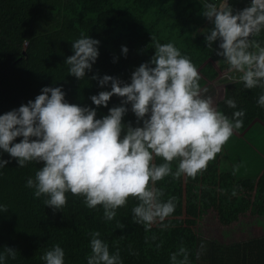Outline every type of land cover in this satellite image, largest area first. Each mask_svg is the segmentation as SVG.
<instances>
[{
    "label": "trees",
    "instance_id": "trees-1",
    "mask_svg": "<svg viewBox=\"0 0 264 264\" xmlns=\"http://www.w3.org/2000/svg\"><path fill=\"white\" fill-rule=\"evenodd\" d=\"M229 3L235 13L248 7L250 0ZM203 10L200 0H0V114L34 101L46 86L61 87L70 104L94 108L90 97L110 91V86L100 88L98 79L92 77L108 75L130 82L135 69L155 54L156 41L172 42L190 58L198 69L200 86L223 73L235 75L227 72L228 65L216 55L218 42L207 48L203 32L213 25L203 17ZM82 34L100 42L99 55L92 70L78 80L69 75L65 61L74 54L72 42ZM253 39L264 45V32ZM122 46L128 49L126 56ZM262 91L245 89L238 80L227 81L216 107L229 117L243 109V126L235 130L242 133L255 119L264 123V108L257 104ZM227 98L235 99L237 109L227 107ZM121 99L113 96L107 107L96 108V118L119 106ZM127 107L122 123L135 127L136 118ZM219 154L195 178L182 174L156 182L164 193L162 200L174 197L176 207L164 222L167 227L158 222L146 230L133 222L131 210L137 201L132 197L117 209L112 221L104 219L101 206L90 209L83 197L71 193L66 194L67 204L54 212L44 205L45 197L35 198L34 190L26 187L27 179L34 178L43 165L32 162L21 168L7 153H0V159L10 161L0 170V204L8 207L0 213V250L17 251L8 264H44L41 256L59 244L65 251V264H86L91 254L90 233L98 231L110 253L119 251L123 264H170L171 254L181 246L187 249L190 264H264V236L220 242L199 232L198 222L208 211H217L220 224L229 226L249 209L248 192L239 196L235 190L232 195L227 173L220 176L223 192L218 195ZM154 162L163 161L156 158ZM176 166L174 161L173 171ZM249 184L251 189L253 182ZM256 189L264 218V176Z\"/></svg>",
    "mask_w": 264,
    "mask_h": 264
},
{
    "label": "clouds",
    "instance_id": "clouds-1",
    "mask_svg": "<svg viewBox=\"0 0 264 264\" xmlns=\"http://www.w3.org/2000/svg\"><path fill=\"white\" fill-rule=\"evenodd\" d=\"M200 2L203 17L213 25L203 32L207 48L218 42L216 55L228 65L227 72L235 74L231 78L245 89L264 90V45L253 39L264 32V0H250L235 13L229 0ZM99 43L83 34L72 42L74 54L65 61L69 75L85 78L98 58ZM153 48L155 54L135 69L128 83L108 75L92 77L100 88L110 86V91L90 97L94 108L70 104L61 87L46 86L34 101L0 114V153H7L21 168L32 162L43 165L27 179L26 187L34 190L35 198L45 197L46 207L60 211L71 193L83 197L90 209L101 206L104 219L112 221L132 197L137 201L131 210L135 224L146 230L158 222L167 227L164 222L175 211V198L162 200L164 193L156 182L182 174L195 178L243 126V109L229 117L213 106L211 96L201 95L197 67L172 42L156 41ZM127 52L122 46L121 53ZM113 96L122 98L120 105L96 118V108L107 107ZM225 104L237 109L233 98ZM257 104L264 108V91ZM129 105L135 127L122 123ZM156 158L163 162L156 164ZM8 163L0 159V170ZM7 210L0 204V213ZM90 237L86 264H123L119 251L110 253L100 232H91ZM16 255L15 249L5 247L0 264ZM41 260L65 264V251L53 245ZM170 264H190L187 249L181 246L172 253Z\"/></svg>",
    "mask_w": 264,
    "mask_h": 264
},
{
    "label": "crops",
    "instance_id": "crops-1",
    "mask_svg": "<svg viewBox=\"0 0 264 264\" xmlns=\"http://www.w3.org/2000/svg\"><path fill=\"white\" fill-rule=\"evenodd\" d=\"M227 81H237L228 74H222L212 82H204L200 86L202 96H211L213 106L224 97V85ZM217 184L218 195L223 192L220 185L221 174L227 173L229 182L233 184V190H238L239 196L248 192L247 212L229 226H222L219 222V213L217 211H208L205 216H212L216 219L224 231L225 236L221 233V238L227 240H242L246 238H258L264 236V218L260 212V206L256 200V186L259 179L264 176V123L255 119L254 122L242 133L234 131L233 136L223 146L217 161ZM253 182L252 188L249 189V182ZM249 184V185H248ZM219 207V202H218ZM259 230V235H251L253 229ZM239 232V236H234Z\"/></svg>",
    "mask_w": 264,
    "mask_h": 264
},
{
    "label": "rangeland",
    "instance_id": "rangeland-1",
    "mask_svg": "<svg viewBox=\"0 0 264 264\" xmlns=\"http://www.w3.org/2000/svg\"><path fill=\"white\" fill-rule=\"evenodd\" d=\"M198 229L204 238H214L220 242H232L233 240H235L234 238H236V237H233L232 239H229V240L221 238V233H223V236H225L226 233H224V231H222L223 229L221 228V225H219L217 220L213 219V217L210 215L205 216L203 218V220H200L198 222ZM234 234H235L234 236H237L239 234V232H236ZM250 234L251 235H259L260 232H259V230H257L255 228L251 231Z\"/></svg>",
    "mask_w": 264,
    "mask_h": 264
},
{
    "label": "built area",
    "instance_id": "built-area-1",
    "mask_svg": "<svg viewBox=\"0 0 264 264\" xmlns=\"http://www.w3.org/2000/svg\"><path fill=\"white\" fill-rule=\"evenodd\" d=\"M223 74H225V73H223ZM222 75V74H221Z\"/></svg>",
    "mask_w": 264,
    "mask_h": 264
}]
</instances>
